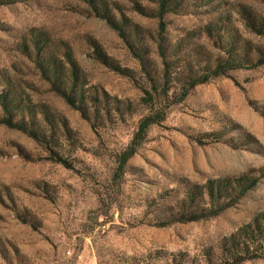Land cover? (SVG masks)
I'll list each match as a JSON object with an SVG mask.
<instances>
[{
    "label": "rangeland",
    "instance_id": "1",
    "mask_svg": "<svg viewBox=\"0 0 264 264\" xmlns=\"http://www.w3.org/2000/svg\"><path fill=\"white\" fill-rule=\"evenodd\" d=\"M171 3L162 29L159 0H0V264L232 263L264 212V65L185 92L264 57V0ZM153 87L166 119L122 168ZM239 177L231 207L177 221Z\"/></svg>",
    "mask_w": 264,
    "mask_h": 264
},
{
    "label": "trees",
    "instance_id": "2",
    "mask_svg": "<svg viewBox=\"0 0 264 264\" xmlns=\"http://www.w3.org/2000/svg\"><path fill=\"white\" fill-rule=\"evenodd\" d=\"M172 0H159L160 10L158 18L160 19V25L162 29L166 28L165 18L172 12L173 4ZM108 12H103V15H107ZM116 29H120L117 25ZM41 49L40 44H37ZM264 65V57L257 60H239L237 56L230 55L229 58L220 60L217 65L207 71L205 76L194 75L189 78V86L186 89L185 95H187L196 86L208 83L212 79L225 77L230 70L234 69H257ZM167 66V65H166ZM166 75H169V68L165 69ZM154 93H158V88L145 90L146 97L144 102L149 107L148 115L144 116L138 126V129L128 147V149L120 156V166L123 168L127 162L133 157V155L141 148L146 141L151 127L160 124L166 119L167 108L166 101L168 100H155ZM166 94V91H165ZM6 125L10 127H19L21 130L25 128L21 125L13 124L12 118H6ZM234 182L226 180L227 187H231V191L228 190L226 185L223 187L222 181H212L205 186L207 196L210 199L211 208L205 209L195 213L194 215L179 216L177 221L179 222H192L201 219H208L217 216L225 209L231 207L241 196L251 190L256 182L245 177H239L233 179ZM216 185L218 188H216ZM227 199L230 202H227ZM255 226V227H254ZM232 248L226 247V253H228L232 259L231 264H240L247 260L262 259L264 258V212L260 213L253 224L246 225L242 230L238 232V235L233 237Z\"/></svg>",
    "mask_w": 264,
    "mask_h": 264
}]
</instances>
